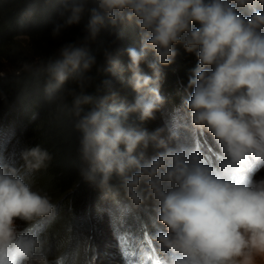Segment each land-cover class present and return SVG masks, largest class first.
<instances>
[{"label": "clouds", "instance_id": "1", "mask_svg": "<svg viewBox=\"0 0 264 264\" xmlns=\"http://www.w3.org/2000/svg\"><path fill=\"white\" fill-rule=\"evenodd\" d=\"M59 3L62 22L50 29L53 39L87 20L81 34L47 61L45 92L59 101L58 111L74 117L80 177L105 197L123 201L126 214L143 213L163 225L144 235L139 264H264V176L257 177L264 170V0ZM34 11L31 5L26 14ZM128 22L137 27L140 43L124 50L135 92L126 104L116 102L119 90L111 79L101 81L105 94L87 88L97 65L91 44L103 31L117 32ZM177 45L197 57L179 107L184 129L196 134L192 143L174 132L169 143L163 127L150 132L143 126L167 103L161 82ZM109 64L103 70H118L123 80L119 59ZM69 80L76 85L67 89L71 105L61 92ZM204 135L218 149L214 157L198 142ZM20 155L23 173L0 162V264H48L40 235L30 226L53 216L55 205L33 189L26 174L46 167L51 155L39 144Z\"/></svg>", "mask_w": 264, "mask_h": 264}, {"label": "trees", "instance_id": "2", "mask_svg": "<svg viewBox=\"0 0 264 264\" xmlns=\"http://www.w3.org/2000/svg\"><path fill=\"white\" fill-rule=\"evenodd\" d=\"M31 5H35V11L28 16L26 9ZM60 8L59 0H0V57L4 56L11 68L0 72V129L16 136L22 148L39 144L51 155V160L46 162L47 166L36 171L35 182L39 187L37 191L48 194L55 205L49 230L60 235L66 234V239H62L63 241L54 248L59 249L64 245L59 256L55 251L44 249L48 245L45 239L43 251L47 255L48 264H57L58 258H62V264L71 263V256L78 251L75 246L76 240L80 237L77 231L81 227L84 228L82 236L86 238L87 244L93 242V250L90 255L82 253L77 264H83L89 256L92 258L96 256L99 264H105L107 258L111 259L107 264H123L125 259L121 252L116 253L113 250L120 247L118 242L123 237H120L118 242L109 238L114 232L120 234L117 226L115 229L112 228L114 224L110 222L123 209V201L105 197L80 177L78 153L80 134L73 127L74 117L67 112L58 111L59 101L49 99L45 92L47 61L55 58L56 50L63 42L73 40L81 34L87 20L85 16L79 24L66 29L60 38L53 39L50 29L54 23L62 22ZM22 39L25 40V46L20 45ZM139 43L138 29L132 22L126 23L117 32L103 31L90 46L97 56V65L90 73L93 80L87 91L94 95L105 94L106 89L101 81L111 79L114 87L119 90L116 102L131 103L135 92L128 84L131 73L127 69L128 56L124 50L128 47L138 48ZM177 50L174 63L164 68L165 77L161 82L160 90L167 98V103L156 113L154 120L143 125L150 132L163 127L162 135L165 139H169L171 120L182 115L179 107L188 95L185 85L197 64L194 52H185L179 45ZM106 52L111 53V56L106 55ZM111 58L119 59L124 67L123 80L120 79L118 70L115 75L103 70L110 66ZM149 59H152L151 54ZM141 67L144 72L151 74L146 64H142ZM74 87L75 83L69 80L61 89L69 105L72 98L67 95V89ZM136 115L131 114V118H135ZM202 137L204 141L198 142L205 148H213L214 141L211 136ZM169 143H172V140L169 139ZM152 151L150 147L148 154L151 155ZM208 155L211 157L209 152ZM50 234L52 235L49 232L48 236ZM110 241H114L111 247ZM125 244L131 248L130 240H125Z\"/></svg>", "mask_w": 264, "mask_h": 264}, {"label": "rangeland", "instance_id": "3", "mask_svg": "<svg viewBox=\"0 0 264 264\" xmlns=\"http://www.w3.org/2000/svg\"><path fill=\"white\" fill-rule=\"evenodd\" d=\"M25 40L22 39L20 42L21 46H25ZM10 68V64L9 62L3 57H0V72L4 71V70H9ZM183 122L184 119L181 116H177L176 118H173L171 120V122L169 123L170 125V130L171 132L176 133L179 138L187 143H192L194 136L196 135L195 133H193L192 131H186L183 127ZM198 141L203 142V137L199 136ZM213 148L210 147H206L205 149L209 152V154L211 155V157H214V150H218L216 149V145L215 143H212ZM24 150V148L21 147V144L19 143V141L17 140L16 136L12 135V134H8L5 133V131L3 129H0V162H8L10 164H13L14 166L20 168L21 172H25L26 170L24 169V161L21 159V151ZM37 171V170H36ZM36 171H32L30 173L26 174V179L28 180V182L32 185L34 190H39V187H37V183L35 181H37V175H35ZM260 176H264V170H261L260 172L257 173V177ZM45 194V193H43ZM48 195V194H47ZM49 197V196H48ZM50 198V197H49ZM51 202L53 203V200L50 198ZM50 218L51 217H46V218H42L41 220L35 222L34 224H32L31 227V231L39 234L40 235V239L42 244H44L45 239H47V243L48 245H46L47 247L44 249L45 250H49L52 252H56L57 256L61 255V251L64 248L63 246H60L59 249H54L56 248L55 246L57 244H59V242L63 241L64 239H66V234L64 235H60V233H56V232H51V230H49L48 226H49V222H50ZM145 222H147V229H145L144 224ZM114 226L112 228L118 229L120 231V234H116L114 232V235H110L111 237L109 238H113L114 241H119L120 237H123V239L121 241L118 242V244L120 245V247L118 248L116 245V249H113L116 251V253L121 252L123 258L125 259L123 264H135L134 260L137 259L136 255L139 254L140 251V247L141 244L143 242V237L146 234V232H151L154 233L157 228H163V225H159L157 223H155L154 221H150L148 220V217L146 215H144L143 213L140 214V216L138 217H133L132 215H128L126 214L123 209H121V211L119 212V214L116 216L115 219L112 220V222ZM18 227L20 229H24L25 225L22 222H18ZM93 228H94V223H93ZM84 228H78V231L80 233V237H78V239L76 240V250H78L77 252H74L73 255L71 256V263L69 264H77V262H79L78 260L80 259V255L89 253L93 250V242L90 244H87L86 242V238H83V234H84ZM95 229V228H94ZM113 229V230H114ZM96 231V230H95ZM95 231H93V234H95ZM52 233V235L50 234L48 236V233ZM99 233V231H98ZM47 234V236H46ZM87 235L89 233H86ZM92 234V235H93ZM46 236V237H44ZM95 236V235H94ZM63 239V240H62ZM125 240H130L131 242V248H134V255H131V253H129L128 251H130L129 247H126L125 245ZM114 241H110V247L113 246ZM94 252V251H93ZM115 253V254H116ZM70 255V254H69ZM128 256L132 257V259L128 258ZM96 256L92 257H88L85 262L83 264H99L96 259ZM111 261V259L106 260V263H109ZM137 261V260H136ZM116 264V263H115Z\"/></svg>", "mask_w": 264, "mask_h": 264}]
</instances>
